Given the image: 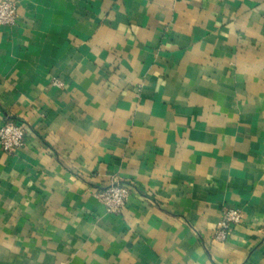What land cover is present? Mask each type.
<instances>
[{"label":"crops","instance_id":"0c3cea01","mask_svg":"<svg viewBox=\"0 0 264 264\" xmlns=\"http://www.w3.org/2000/svg\"><path fill=\"white\" fill-rule=\"evenodd\" d=\"M15 1L0 264H264V0ZM224 207L242 219L216 241Z\"/></svg>","mask_w":264,"mask_h":264},{"label":"built area","instance_id":"2783aa9c","mask_svg":"<svg viewBox=\"0 0 264 264\" xmlns=\"http://www.w3.org/2000/svg\"><path fill=\"white\" fill-rule=\"evenodd\" d=\"M17 20V2L15 0H0V26L13 25ZM52 84L60 87L62 83L53 79ZM25 127L16 121L7 120L0 126V146L6 153L24 144ZM129 187L119 182H113L96 192L107 214H120L126 205ZM242 219L241 210L235 207L222 208V215L213 232V239L224 241L230 229Z\"/></svg>","mask_w":264,"mask_h":264}]
</instances>
